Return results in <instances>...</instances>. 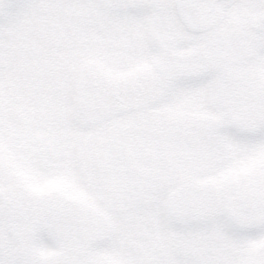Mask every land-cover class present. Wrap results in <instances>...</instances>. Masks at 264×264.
I'll return each instance as SVG.
<instances>
[{"label":"snow or ice","instance_id":"1","mask_svg":"<svg viewBox=\"0 0 264 264\" xmlns=\"http://www.w3.org/2000/svg\"><path fill=\"white\" fill-rule=\"evenodd\" d=\"M0 264H264V0H0Z\"/></svg>","mask_w":264,"mask_h":264}]
</instances>
